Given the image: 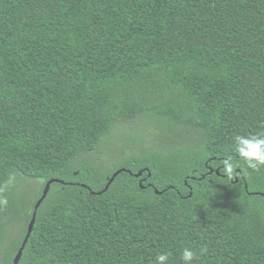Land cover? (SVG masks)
Returning a JSON list of instances; mask_svg holds the SVG:
<instances>
[{
  "label": "trees",
  "instance_id": "16d2710c",
  "mask_svg": "<svg viewBox=\"0 0 264 264\" xmlns=\"http://www.w3.org/2000/svg\"><path fill=\"white\" fill-rule=\"evenodd\" d=\"M136 120L157 134L131 140L152 145L103 169L99 143ZM237 135H264V0H0V185L63 182L19 264H183L184 248L193 264H264V166H243ZM122 168L150 177L102 192ZM43 188L20 211L3 193L0 264Z\"/></svg>",
  "mask_w": 264,
  "mask_h": 264
},
{
  "label": "rangeland",
  "instance_id": "374dc122",
  "mask_svg": "<svg viewBox=\"0 0 264 264\" xmlns=\"http://www.w3.org/2000/svg\"><path fill=\"white\" fill-rule=\"evenodd\" d=\"M133 124V125H131ZM157 134L155 125L149 121H139L136 120L133 123H127L116 129L114 137L104 138L97 147L95 151L96 160L98 162H103V169L105 170H115L120 168L122 152L124 154H129L131 151L141 150V146H151L146 140L142 142L132 141L131 138L135 136H146L148 138ZM152 138L148 141L152 142ZM132 145L134 147H129ZM82 162L81 159L75 160L78 166ZM135 169V168H133ZM43 185L42 181H27L24 178L14 179L13 183L10 185V196L12 198L21 199L23 201L18 205L19 211L27 205L33 204L35 199L38 197ZM39 189V191H37ZM31 195V197H30ZM17 209V210H18ZM11 214H16V210H12ZM16 228L13 230H7L9 236L12 237L15 234Z\"/></svg>",
  "mask_w": 264,
  "mask_h": 264
},
{
  "label": "clouds",
  "instance_id": "9594fccd",
  "mask_svg": "<svg viewBox=\"0 0 264 264\" xmlns=\"http://www.w3.org/2000/svg\"><path fill=\"white\" fill-rule=\"evenodd\" d=\"M234 148L238 154L243 166L248 169L256 170L264 166V135H237L235 138ZM222 172L229 178H232L235 168L238 166L232 162L229 157L223 161ZM14 176L10 175L9 179L0 185V209L6 208L9 204L3 193L7 191L13 183ZM197 253L191 248H184L181 254L183 264H193L196 260ZM169 256L167 253H161L156 256L155 264H167Z\"/></svg>",
  "mask_w": 264,
  "mask_h": 264
},
{
  "label": "water",
  "instance_id": "95a60500",
  "mask_svg": "<svg viewBox=\"0 0 264 264\" xmlns=\"http://www.w3.org/2000/svg\"><path fill=\"white\" fill-rule=\"evenodd\" d=\"M144 172L147 173V177L149 178V177H150V173L147 171V169L140 170V171H138V172L135 173V174H132L130 171H128V170H126V169H123V168H122V169H119V170H117V171L111 176V178L108 180V183H107V185L105 186V188H104V190H103L102 192H105V191L108 189L109 185L115 180V178H116L120 173H127V174H131V175L134 176L135 178H140V177H142V175H143ZM216 173H217V171H216ZM145 180H146V179L143 178V179H141V180L139 181V187H140V188H143V186H142V182H144ZM235 181H237L236 178H235ZM231 182H232V180H231ZM53 183H60V184H63L62 181H58V180H54V179H53V180H49V181L46 182V184L44 185V188H43V191H42V195H41L40 199L37 201V203L35 204L34 212H33V215H32V218H31V221H30V223H29L28 226H27V234H26V236L24 237L23 243H22V245H21V247H20V249H19L17 255L15 256V258H14V260H13V264H19L20 258H21L22 253H23V249H24L25 245L27 244V241H28V239H29V237H30V234L32 233V229H33L34 222H35V218H36V211L38 210L39 206L41 205V203H42L43 200L45 199V197H46V195H47V193H48V191H49V188H50L51 184H53ZM82 187H83V188H86V189H89V188H87L86 186H82ZM245 189H247V188L245 187ZM102 192H100V193H102ZM92 193H93V194H100V193H94V192H92ZM155 194H156V195H160L161 193H160V192H157V191L155 190Z\"/></svg>",
  "mask_w": 264,
  "mask_h": 264
},
{
  "label": "flooded vegetation",
  "instance_id": "af4514ba",
  "mask_svg": "<svg viewBox=\"0 0 264 264\" xmlns=\"http://www.w3.org/2000/svg\"><path fill=\"white\" fill-rule=\"evenodd\" d=\"M140 178L143 179L142 177H140ZM145 181H146V180H145ZM145 181H144V182H145ZM142 183H143V182H142Z\"/></svg>",
  "mask_w": 264,
  "mask_h": 264
}]
</instances>
